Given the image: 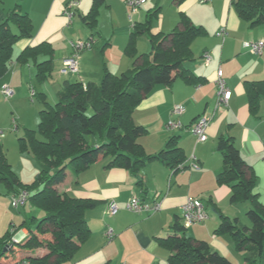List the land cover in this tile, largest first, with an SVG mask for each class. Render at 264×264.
Returning <instances> with one entry per match:
<instances>
[{
  "label": "crops",
  "instance_id": "1",
  "mask_svg": "<svg viewBox=\"0 0 264 264\" xmlns=\"http://www.w3.org/2000/svg\"><path fill=\"white\" fill-rule=\"evenodd\" d=\"M69 1L0 0V23L11 11L17 10L27 13L34 26L32 37L21 38L15 44L11 66L0 77V93H3V85L10 86L13 89L12 102L20 94L26 95L27 84L33 86L32 83L37 78L36 63L48 58L52 63L51 73L42 81L41 91L33 86L36 95L44 96L48 101L50 95L55 99L67 82L82 81L87 85L89 82L99 83L105 69L115 74L133 69L134 58L126 52V48L134 25L145 22L149 13L155 9L159 10L151 17L152 33H170L181 25V12L186 13L196 25H202L205 33L195 38L191 45L194 58L184 64L201 78L200 81L189 83L176 75L171 84H160L145 91L142 101L133 112L134 122L147 128V132L137 138L147 153H157L166 146L171 136L177 135L186 154V167L177 171L160 160H154L146 163L139 172L146 188L147 196L143 198L148 201L158 199L162 204L161 210L136 213L128 208L130 199L135 195L140 196L142 188L138 186L136 176L131 171L124 167L107 166L109 156L99 157L78 172L68 168L66 178L56 188L77 198L90 199L93 204L85 213L91 234L67 264H172L169 261L171 250L159 238L173 233L177 220L183 223L182 206L188 198L196 197H200L207 208L211 205L216 214H210L207 210L208 218L187 227L186 234L197 239V242H206L212 253L217 252L231 264H240L247 251L238 252L240 249L232 236L229 234L228 237V233L217 234L215 229L221 221L220 213L231 218L238 217L244 223L242 220L251 204L248 201L232 203L231 186L217 181V173L224 166L218 141L222 136L234 138L240 155L256 175L253 192L258 194L264 204V92L259 97L258 108L254 113L249 106L245 85L247 81H264V51L262 54H255L243 45L244 41L264 39V24L252 26L242 18L234 7L236 0H146L134 13H131L127 0H101L91 27L84 16L93 7L94 0H77L76 14L72 24L68 26L64 9ZM223 29L227 33L219 35V31ZM78 38H93L94 45L81 53L79 72L64 75L60 69L64 59L72 52L71 41ZM42 41L52 44L54 51L51 57L41 54L37 59H30L26 63L18 61L21 51ZM135 46L137 55L149 53L151 41L148 33L139 34ZM206 52L212 57L209 64L204 61ZM219 69L223 71L232 96L228 104L216 108ZM50 78H53L52 85L45 82ZM54 89H57L55 95ZM41 104L42 108V101ZM178 104L184 107V113L179 116L184 130L167 131L164 125L171 118L173 106ZM203 114L211 117V123L207 130V140L198 141L189 127ZM16 122L18 123L17 119ZM19 127L18 123V129ZM10 136L12 135H4L0 142L12 169L13 162L21 158L27 163L31 162L34 169V163L26 155H17L16 160L11 158L15 146ZM193 158L199 163V167L191 165ZM190 167L196 169L187 170ZM20 180L29 183V180ZM2 183L0 198L4 199L6 189L9 195L13 191ZM111 202L119 206V211L115 214L108 213ZM240 202L248 205H238ZM233 205L237 207L233 208ZM29 207L32 214L33 208ZM30 214L25 210L22 220L25 215ZM0 224L2 236L13 225L20 223L15 222L14 215L11 218L1 215ZM110 228L115 234L113 239L107 235ZM28 232L27 228H23L16 234L23 239ZM46 251V248L39 247L31 253L14 243L9 245L1 262L16 264L30 253L43 255Z\"/></svg>",
  "mask_w": 264,
  "mask_h": 264
},
{
  "label": "trees",
  "instance_id": "2",
  "mask_svg": "<svg viewBox=\"0 0 264 264\" xmlns=\"http://www.w3.org/2000/svg\"><path fill=\"white\" fill-rule=\"evenodd\" d=\"M100 2L94 0L93 7L84 16L91 27ZM234 7L252 26L264 24V0H236ZM158 10L150 12L145 22L134 25L126 48V52L134 58L133 69L120 74L105 69L101 81L89 82L87 87L82 81L67 82L55 104L49 103L44 96L39 97L44 106L39 114L38 131L28 129L19 137L22 149L30 152L40 166L32 184L20 180L0 142V181L7 184L14 194L28 191V201L24 206L29 204L45 213L41 218L36 214L25 215L19 225H13L10 231L0 236V264H3L1 258L7 253L9 245L14 243L31 253L39 247L47 249L43 255L30 253L20 260H29L31 264H67L89 238L91 229L85 213L93 203L90 199L77 198L56 188L66 178L68 168L78 172L99 157L109 156L107 166L124 167L136 176L137 184L142 188L140 197L143 198L147 196L146 188L139 172L146 163L160 160L174 171L186 167L187 158L179 144V136H171L166 146L157 153H147L137 139L147 132V128L133 120V112L145 91L160 84H171L176 75L189 83H198L201 79L184 64L194 58L191 45L196 37L205 33V28L196 25L186 13L181 12V25L170 33H152L151 17ZM33 30L29 15L17 10L11 11L0 23V77L11 66L17 41L32 37ZM143 33H148L150 37L151 50L137 55L136 37ZM53 51L50 42L42 41L21 51L18 61L26 63L41 54L51 57ZM36 67L37 78L42 82L52 71L51 60L37 62ZM245 85L250 109L255 113L259 97L264 92V81H247ZM37 132L42 137L39 138ZM89 137H92V143ZM218 149L224 166L217 173V181L231 186L232 203L250 202L247 215L252 223L246 225L238 217L231 218L220 213L221 221L215 233L230 234L237 248L247 251L240 264H264V204L253 192L256 175L240 155L232 136H222ZM36 187L40 188L35 190ZM23 228L29 230L28 234L14 242L13 236ZM186 230L187 227L177 220L173 233L159 238L171 250L169 261L172 264H231L217 252L212 253L206 242H197V239L188 236Z\"/></svg>",
  "mask_w": 264,
  "mask_h": 264
},
{
  "label": "built area",
  "instance_id": "3",
  "mask_svg": "<svg viewBox=\"0 0 264 264\" xmlns=\"http://www.w3.org/2000/svg\"><path fill=\"white\" fill-rule=\"evenodd\" d=\"M206 1V0H202ZM146 2V0H127V4L130 8L131 13L138 11V9ZM78 7L77 0H70L64 9V14L68 18V26L72 24L73 17L76 14V10ZM227 32L223 29L219 31V35H225ZM94 45L93 38L81 39L78 38L76 40L71 41L72 52L71 54L64 59L63 67L61 68V72L64 75L68 74H76L79 72V60L81 57V53ZM244 47L247 48L249 51L255 54H262L264 51V39L258 40H251V41H244ZM212 57L209 52L204 54V61L206 64H209ZM217 102L216 108L221 107L223 104H228L231 96L232 91L228 87L226 80L223 76L222 69L218 70L217 75ZM84 87H87L86 83H83ZM31 90V98L34 99L36 96V89L32 86ZM2 92L6 96H11L13 94V89L8 86L7 84L3 85ZM184 113V107L182 105H174L171 111V118L165 124V129L167 131L173 130H184V125L179 119ZM211 123V117L203 114L197 117V119L190 125L189 131L197 136L198 141H205L208 138V127ZM14 130L18 129V123L16 119L14 120ZM191 165L194 167H199V163L196 161L195 158L192 159ZM29 192L26 190H21L18 193L12 196V205L15 208H19L21 205H25L28 201ZM162 204L161 202L154 198L153 200H145L142 197L135 195L133 196L129 203L128 208L136 213H152L161 210ZM119 211V206L115 202H111L108 207L109 214H115ZM208 218V212L206 210V205L204 201L200 197L196 198H188L187 201L182 206V222L186 227H189L196 223L204 222ZM107 235L110 239H113L115 236L113 230L110 228L107 231ZM21 238L17 237V234L13 236V241L18 242ZM18 264H31L29 260L23 259L17 261Z\"/></svg>",
  "mask_w": 264,
  "mask_h": 264
},
{
  "label": "rangeland",
  "instance_id": "4",
  "mask_svg": "<svg viewBox=\"0 0 264 264\" xmlns=\"http://www.w3.org/2000/svg\"><path fill=\"white\" fill-rule=\"evenodd\" d=\"M60 72H61V69H60ZM51 81H53V78H50L48 81H45V82L52 85ZM41 83L43 82H40L38 78H35V81H33L32 84L33 86H35V88H37V90L38 89L40 90ZM31 86L32 85L27 84L26 95L23 96V93L20 94V96L14 102H12L11 96L6 97L5 94L0 93V139L2 140L4 135L5 136L12 135L10 136V139L13 140L15 148L14 150H12L14 152V155H11V158L16 160L17 155H26V157H28V159H30V161L34 163V169H33V166H31V162L27 163L22 158L13 162L14 163L13 169L16 171L19 177L23 179L24 181L29 180L27 181L29 182L27 184H32L35 181L36 176L40 171V166L37 160L35 159V157L32 156V154H30L27 150L22 149L21 142L19 140L20 135L22 136L28 129L33 128L38 131V127H39V122H40L39 114H40V108L42 104H41V101L38 95L34 96V99L31 98V95H30ZM55 93L57 94V89H54L53 94L55 95ZM58 98H59V95L55 97V99H52L51 95L48 97L49 101L53 104L57 102ZM15 119H17L18 123L20 124V127H19L20 129L18 130L13 129ZM174 131L177 132V130H173L172 132ZM37 136L39 138L42 137V135L39 132H37ZM92 141H93L92 137H89V142L92 143ZM12 151H11V154H13ZM191 169H196V168L190 167L187 170H191ZM2 185H6V184L2 183ZM39 188L40 187H36L35 190H38ZM12 194L13 193L11 192L9 195L8 190L6 189L3 195L4 199L0 198V216L7 215L8 218H11L14 215L15 222L19 224L21 223L20 221L22 220V215L25 212V210H27L28 214H30V207L28 204L27 207H23V205H21L19 209L14 208L12 205V201H11ZM244 203L245 205H248V203L246 202H240L238 203V205H244ZM235 207L237 206L233 205V208ZM206 210H208L210 214H214V215L216 214V212L214 211L211 205H209L208 208L206 207ZM33 213L36 214L39 218L43 217L45 214L44 211L37 209V208L33 209ZM232 217H235V215H232ZM242 221L247 225H251L252 223L248 215H245ZM187 234H188V230H187ZM227 235L228 237H230L229 234ZM15 247H18V246H15ZM240 251L246 252V250L244 249H240L238 252ZM233 261L237 262L236 259H234Z\"/></svg>",
  "mask_w": 264,
  "mask_h": 264
}]
</instances>
